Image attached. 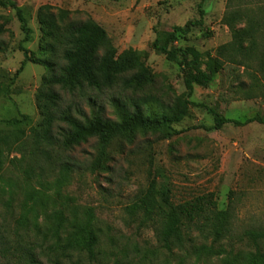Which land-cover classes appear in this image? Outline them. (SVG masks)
I'll use <instances>...</instances> for the list:
<instances>
[{
	"label": "rangeland",
	"instance_id": "374dc122",
	"mask_svg": "<svg viewBox=\"0 0 264 264\" xmlns=\"http://www.w3.org/2000/svg\"><path fill=\"white\" fill-rule=\"evenodd\" d=\"M13 1L28 20L31 35L24 40L16 9L0 5V119L24 114L33 126L42 121L36 95L48 72L45 62L53 59L52 40L39 22V8L45 4L54 11L68 10L73 22L94 19L118 52L130 47L141 51L153 75L142 88L119 83L102 90L59 89V111L80 118L99 112L117 119L118 104L132 110L141 101L158 113L173 107L179 97L192 104L184 119L172 124L178 132L137 133L132 142L115 138L101 161L96 138L63 152L62 159L73 164L62 187L56 185L60 166L54 168L30 139L13 145L0 171V231L7 246L42 251V262L51 264L50 257L61 252L65 238H90L85 229L90 220L97 237L95 258L84 255V264H249L258 249L250 232L264 230V124L245 123L264 119L262 32L252 51L226 58L214 80L196 86L188 96L184 66L157 52L152 42L156 37L163 42L174 26L199 19L202 10L203 24L175 45H193L205 60L214 56L218 46L231 40L223 22L228 0ZM26 55L27 63L17 74ZM208 109L243 124L231 121L215 129ZM58 126L65 124L58 122L56 130ZM0 128L8 131L4 124ZM152 182L157 191H170L174 203L213 193V221L202 217L196 225L183 226V244L168 250L160 240V218L131 208ZM223 211L229 218L222 227L213 217ZM60 224L64 227L58 229ZM259 248L264 253V240ZM1 249L0 264H6Z\"/></svg>",
	"mask_w": 264,
	"mask_h": 264
},
{
	"label": "trees",
	"instance_id": "16d2710c",
	"mask_svg": "<svg viewBox=\"0 0 264 264\" xmlns=\"http://www.w3.org/2000/svg\"><path fill=\"white\" fill-rule=\"evenodd\" d=\"M0 5L16 9L21 29L25 33L24 40H28L31 28L21 8L13 0H0ZM68 13L69 11L65 9L54 11V7L50 4L39 8L42 31L52 40L51 57L53 58L52 61L49 59V63L45 62L49 67L48 72L36 95L42 121L33 126L30 117L24 114L20 117L0 119V124L8 128L7 132L0 128V171L3 168L5 152L13 145L18 143L22 145L25 140L30 139V144L48 158L54 168L60 166L59 176L56 179V185L59 187H62L69 178L73 164L62 159L63 152L91 138H96L99 147L98 161H101L106 158L107 146L115 138L132 142L137 133H163L164 136H168L172 132H178L172 128V124L181 122L188 113V105L192 104L190 99L179 97L173 107L161 113L146 108L145 103L141 101H136L132 110L118 104L117 119L104 117L99 112L80 118L68 111H59L58 103L61 98L59 89L72 91L87 86L102 90L119 83L128 87L142 88L153 80L152 71L143 59L141 51L130 47L118 52L106 29L97 21L88 19L83 22H73L68 20ZM200 14L197 20L188 21L183 26H174L172 31L166 34L163 42L159 37L152 42V47L157 52L164 54L170 61L179 62L184 66V83L188 96L193 95L196 86H208L216 74L223 69L226 58H234L237 53L243 54L246 50L252 51L258 42L259 32H262L260 35L264 37V0H228L223 22L229 27L231 40L218 46L215 55H209L205 60L203 52L195 46L175 45L180 37L186 36L194 27L203 24L202 10ZM262 59L261 66L264 68V42ZM27 60L26 55L17 74L25 67ZM208 110L215 118L213 125L215 129H220L224 123L231 121L243 124L212 109ZM256 120L264 124V119L258 117L247 119L245 123ZM58 122L64 123L65 126H58L56 130ZM28 125L30 128L27 130L25 126ZM53 154H56L57 158H53ZM213 196V193H205L193 201L174 203L170 191H157L155 182H152L146 190L140 191L131 208L135 211L142 209L145 214L155 213L156 217L160 218L162 224L161 230L159 229L160 240L165 248L172 250L173 246L183 244V226L196 225L202 217L207 221H213L210 216L216 207ZM89 213L91 214L92 211ZM213 218L218 219L223 227L228 221L229 213L223 211ZM90 225L89 220L85 229L89 231L90 238L69 237L60 245L61 237H58L61 252L54 253L49 262L84 264V255L94 259L97 237L92 234ZM205 225L206 223H203L202 226ZM62 227L64 225L60 224L58 229ZM250 235L258 245V249L249 264H264V253L259 248V241L264 240V230H253ZM7 242L0 231V246L7 257L6 264H44L42 251L35 253L23 246H20V250H12L7 246Z\"/></svg>",
	"mask_w": 264,
	"mask_h": 264
}]
</instances>
